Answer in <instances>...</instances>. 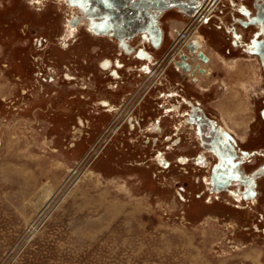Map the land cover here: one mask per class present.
I'll use <instances>...</instances> for the list:
<instances>
[{
	"label": "rangeland",
	"instance_id": "rangeland-1",
	"mask_svg": "<svg viewBox=\"0 0 264 264\" xmlns=\"http://www.w3.org/2000/svg\"><path fill=\"white\" fill-rule=\"evenodd\" d=\"M217 1L225 14L217 18L216 10L196 30L178 9L159 12L167 33L161 48L131 40L151 52L147 61L122 55L85 25L64 40L68 18L79 12L56 0H0V264H264V177L254 202L233 197L235 186L209 189V171L194 163L197 140L176 130L177 116L162 107L168 78L242 149L259 152L244 163L246 174L264 164L261 71L252 64L254 79L248 61L233 67L215 57L223 44L229 58L242 56L217 28L241 15L242 4L255 12L256 0ZM174 27L187 34L174 56L200 36L215 77L199 86L170 64ZM257 29L244 30L245 43ZM106 59L116 76L101 66ZM251 95L261 97L253 106ZM171 132L184 134L173 149Z\"/></svg>",
	"mask_w": 264,
	"mask_h": 264
},
{
	"label": "flooded vegetation",
	"instance_id": "flooded-vegetation-1",
	"mask_svg": "<svg viewBox=\"0 0 264 264\" xmlns=\"http://www.w3.org/2000/svg\"><path fill=\"white\" fill-rule=\"evenodd\" d=\"M46 2L47 0H41V2ZM58 2L59 7L67 8L68 11H71L72 13H78L74 14L73 16H70L67 20L68 25L66 33L64 34V40L69 41L70 35L74 33V30L76 28L79 29V27L82 25L86 26V29H88V32L91 36L97 37L98 39L105 41V42H111L114 44L120 53L122 55L130 54L135 52L136 55L141 59H146L147 61H152L154 56L151 54L150 51H148L145 47H139L137 49L133 48L131 45V40H134L136 37L144 38L145 40L149 41L151 43V46H154L155 48H161L165 41L166 32L162 28V26L159 25V22L157 20L158 13L159 12H166L170 10H177L179 13L183 14L184 16H189L191 22L189 24V27H194V30L199 29L201 25H203L205 22L210 23V20L213 19L212 14L217 10V13L214 15L217 18H219V14H225V9L221 12H218L219 8L217 9V0H180L182 2L188 3L189 5H195L197 6L195 15H192L191 8H184L181 6H174L169 9H162L160 10L158 7H150L148 8V12H150V17L154 16L156 19V26L161 30L162 35L160 40H154V37L151 35L150 31H154V23L150 25H146L145 27L140 28L139 22L135 19L134 16L131 15V21L130 22H124V15L120 13L122 11V7L119 9L117 6L116 8H110V11L112 15H114V21H109L107 19V15L109 13L108 5L106 4V0H56ZM140 1V0H137ZM155 1V0H151ZM245 1V0H243ZM231 4H235V0L230 1ZM233 5V4H232ZM250 7H248V6ZM242 4L239 6V10L241 15L237 16V14L233 16L232 23L229 25H225L224 19L222 20L221 24H218L219 30H222L224 33L228 34V38L230 40L229 44L232 47L235 48H241L244 53H241L242 56H239V58H229L230 56L228 53H231V50L228 48V45L223 44L225 47L224 51L225 53L222 54L220 51L217 52V55L215 57H221L224 60H220L219 65L223 64H231V62L235 61L236 59L248 61V65L246 66V69L251 70V73L254 75V79L259 74L254 73L256 68H259L261 71V76L263 77V87L262 90H264V65L262 62V59L260 57V54H257L255 51V44L263 43L264 44V0H256L255 6L256 11L253 12L252 7L250 4ZM69 7V8H68ZM78 11V12H77ZM129 12L133 13L135 15L136 6L132 7V10H128ZM148 16V15H147ZM217 21V20H215ZM240 25V28L236 26V24ZM254 25L257 26V30L254 33V38H252L249 43H245L246 35L244 33V30H248ZM175 34L176 41L171 44L170 49L168 50V54H173V52L176 51L175 46L177 42H180L181 39L186 38L185 31H180L178 28L172 29V34ZM173 34V35H174ZM182 37V38H181ZM193 40H185L183 41V46L186 48L183 51H178V53L174 56L173 59L170 62V64L173 65V67L181 72L186 74V78L190 76L192 81L194 83H198L199 86L201 85V81L206 78L209 79V77H215L214 73H212V69L210 68L211 64L213 63L214 56L208 54L203 50V44L201 42V37L193 34L192 36ZM260 47H262V44H258ZM219 46V44H218ZM221 46V45H220ZM244 46L246 48H244ZM191 47H196L195 50H191ZM204 52L207 57L208 61H203L199 56V51ZM240 50H238L239 52ZM264 52V48H263ZM249 53V54H247ZM224 55V56H223ZM185 58V63L190 68L189 70H184L181 68L178 63L183 62V57ZM219 59V58H218ZM170 60V59H169ZM219 61V60H218ZM242 61V63H244ZM240 63V62H239ZM241 63V64H242ZM234 64V63H233ZM233 64H231L233 66ZM254 64L255 67L252 65ZM114 63L110 59H106L101 63V66L104 69H111L113 67ZM234 67V66H233ZM147 68V67H146ZM158 66L153 70L157 71ZM253 68V69H252ZM204 70V73H201L200 70ZM208 70V71H207ZM219 70V68H217ZM113 71V72H112ZM111 73H113L115 76L117 75V70H112ZM219 72V71H217ZM216 72V73H217ZM221 72V70H220ZM164 73V72H163ZM162 73V75H163ZM216 75V74H215ZM240 75V74H239ZM219 76V75H217ZM250 75H248L249 77ZM208 77V78H207ZM167 85L164 84V90H161V96L164 98H167L169 102L163 103L162 107L167 114H169V117L172 115H176L179 123L177 124L179 127L176 128V130H179L181 132H184L187 134V137L191 134V139L194 138V140H197L198 145H194V148L197 150L194 155V163L196 166H201L205 170L209 171V178H206L204 181L209 182L210 186L209 189L214 190H223L227 189V187H233L235 186L234 190L231 191V195L235 197L237 200L241 199H249L250 201H256L257 200V186H258V178L264 177V172H262L264 164L260 166L259 169H255L254 172L251 173H245L244 172V163L249 161L252 156L257 155L258 153H252L253 151H249L248 149H242L239 146L238 140L231 132L230 130L225 129L222 125H220L215 119L210 117L202 108L200 101H192L189 100L187 97L183 96L185 95L183 92L175 87V84L173 85V81L168 78ZM160 82H163L164 80H159ZM173 83H172V82ZM181 85V82H179ZM152 86V85H151ZM150 87V86H149ZM252 96V95H251ZM232 99L235 96H230ZM178 98L180 100L179 102H175V100ZM228 98V97H227ZM253 100L251 101V106L254 105V103H258L261 99V97H255L252 96ZM264 101V96L263 100ZM106 104H108V101H104ZM108 102V103H107ZM253 102V103H252ZM109 106L112 108V106L109 104ZM257 111V106H254ZM253 108V111H254ZM253 118L256 117L257 112H253ZM261 117L264 119V108L261 109L260 112ZM129 116L125 115L123 118L125 119ZM174 118V117H173ZM133 120V119H132ZM134 121V120H133ZM130 122L131 128L135 127L136 122ZM138 124V123H137ZM254 122L251 124V127H253ZM154 128H160L157 126V124L153 125ZM189 129H192L193 131H190ZM190 133H189V131ZM111 131H115V129H112ZM175 131V130H174ZM184 135V134H183ZM183 135L180 136V139H177L174 137L175 135L172 134H166L167 142L170 144L168 145L169 149H173L175 146L180 145L183 143ZM193 141V139H192ZM206 153H209L206 155ZM160 154L159 161L162 162V164L167 165L169 162L165 161V158ZM210 157V158H208ZM212 158L214 160H212ZM189 156H182L180 162H188ZM223 166H226L225 168L228 170L227 174H233L235 175L234 179H228V181L225 183V185H222L223 183L219 182V177H214V170L216 168L222 169ZM258 171V174H257ZM262 173V174H260ZM233 189V188H231ZM229 189V190H231ZM219 192H213L215 195H219ZM255 198V199H254Z\"/></svg>",
	"mask_w": 264,
	"mask_h": 264
},
{
	"label": "water",
	"instance_id": "water-1",
	"mask_svg": "<svg viewBox=\"0 0 264 264\" xmlns=\"http://www.w3.org/2000/svg\"><path fill=\"white\" fill-rule=\"evenodd\" d=\"M106 4L108 5V10L109 13L107 15V19L109 21H114V15H112L110 8H116L117 6L119 7V9L122 7V11L120 13L125 14L124 17V22H130L131 20V15L135 17V19L139 22V26L140 28L145 27L146 25H150L152 23H154L155 27H154V31H150L151 35L154 37V40H160L161 39V35L162 32L161 30L156 26L155 22L156 19L154 16L150 17V12H148V8L150 7H158L160 10L162 9H169L171 7L174 6H181L184 8H191V12L193 10V15L195 14V11L197 8V6L195 5H189L188 3L182 2L180 0H155V1H151V0H106ZM136 6V12L135 15H133V13L129 12L128 10H132V7ZM148 15V16H147ZM258 44H262L263 46L260 47ZM192 49L196 48V47H191ZM263 48H264V44L261 43H256L255 44V51L257 54H260V57L262 59L263 65H264V52H263ZM199 56L202 60H207V56L205 55L204 52H202L201 50L199 51ZM185 58L186 56L183 57V62H179L178 65L183 68L184 70H189V66L184 64L185 62ZM202 71V70H201ZM226 166H223L222 169H218L216 168L214 170V177H219V182L223 183L222 185H225V183L228 181V179L230 178L231 180L234 179L235 175L233 176V174L229 175L228 170L225 168ZM264 172V167L262 169ZM230 171V170H229Z\"/></svg>",
	"mask_w": 264,
	"mask_h": 264
},
{
	"label": "bare ground",
	"instance_id": "bare-ground-1",
	"mask_svg": "<svg viewBox=\"0 0 264 264\" xmlns=\"http://www.w3.org/2000/svg\"><path fill=\"white\" fill-rule=\"evenodd\" d=\"M194 15H195V14H194ZM194 15H193V13H192L191 16H194ZM191 50H195V48H194V49L191 48ZM205 55H206V54H205ZM206 56H207V55H206ZM207 58H208V57H207ZM203 61H205V60H203ZM207 61H208V59H207L205 62H207ZM252 69H253V68H252ZM201 70H202V69H201ZM201 70H200V72H201V73H204V70H202V71H201ZM256 70H257V69H256ZM207 71H208V70H207ZM256 76H257V75H256ZM243 87H244V86H243ZM227 99L229 100L230 98L228 97ZM228 100H227V101H228ZM250 100H251V99H250ZM241 101H243V98H241ZM248 101H249V100H248ZM249 102H250V101H249ZM242 106H243V105H242ZM240 107H241V106H240ZM238 110H239V109H238ZM241 111H242V110H241ZM237 112H238V111H237ZM243 112H244V111H242V113H243ZM248 112H249V111H247V113H248ZM247 113H246V114H247ZM238 114H239V113H238ZM238 114L236 113V115H235V113H234L235 116H237ZM240 115H241V114H240ZM230 117H232V116H230ZM234 118H235V117H234ZM251 118H252V116H251Z\"/></svg>",
	"mask_w": 264,
	"mask_h": 264
},
{
	"label": "crops",
	"instance_id": "crops-1",
	"mask_svg": "<svg viewBox=\"0 0 264 264\" xmlns=\"http://www.w3.org/2000/svg\"><path fill=\"white\" fill-rule=\"evenodd\" d=\"M176 28V27H175ZM215 65V64H214ZM212 69V67H210Z\"/></svg>",
	"mask_w": 264,
	"mask_h": 264
}]
</instances>
